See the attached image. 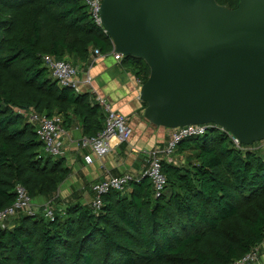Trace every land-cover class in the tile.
<instances>
[{
    "label": "trees",
    "instance_id": "obj_1",
    "mask_svg": "<svg viewBox=\"0 0 264 264\" xmlns=\"http://www.w3.org/2000/svg\"><path fill=\"white\" fill-rule=\"evenodd\" d=\"M241 0H216L236 9ZM114 43L85 0H0V211L16 188L45 206L19 212L0 225V264H233L264 242V141L237 145L220 127L181 140L169 162L160 155L167 185L156 196L147 176L102 196V206L59 201L70 168L48 155L32 116L60 117L85 137L105 128L97 98L64 86L46 57L87 63ZM144 84L148 64L124 56ZM143 110L147 103H143ZM9 221V220H8ZM7 221V222H8Z\"/></svg>",
    "mask_w": 264,
    "mask_h": 264
},
{
    "label": "water",
    "instance_id": "obj_2",
    "mask_svg": "<svg viewBox=\"0 0 264 264\" xmlns=\"http://www.w3.org/2000/svg\"><path fill=\"white\" fill-rule=\"evenodd\" d=\"M117 54L144 60V117L175 130L213 124L246 146L264 141V0H104Z\"/></svg>",
    "mask_w": 264,
    "mask_h": 264
},
{
    "label": "crops",
    "instance_id": "obj_3",
    "mask_svg": "<svg viewBox=\"0 0 264 264\" xmlns=\"http://www.w3.org/2000/svg\"><path fill=\"white\" fill-rule=\"evenodd\" d=\"M73 64L79 69L80 92H88L95 98L106 100L113 110L127 118L133 129L128 141L118 143L114 140L112 151L101 158L82 148L85 136L80 126L66 129L62 136L63 157L70 174L59 187L58 200H77L83 205H92L96 199L94 184L126 174L140 179L146 169L147 152L157 150L160 155L165 153L173 130L157 127L145 119L138 79L113 54L93 53L87 63L74 59ZM88 76L91 78L90 83H87ZM88 155L92 156L91 163L85 161ZM44 205L48 207L53 203L50 204L45 198L34 202L35 208ZM257 250L259 260L256 264H264V242Z\"/></svg>",
    "mask_w": 264,
    "mask_h": 264
},
{
    "label": "built area",
    "instance_id": "obj_4",
    "mask_svg": "<svg viewBox=\"0 0 264 264\" xmlns=\"http://www.w3.org/2000/svg\"><path fill=\"white\" fill-rule=\"evenodd\" d=\"M104 0H85L88 5L92 17L95 23L102 27L101 11L102 3ZM106 32V30L104 29ZM107 33V32H106ZM96 55H103L99 50H95ZM115 58L121 62L124 58L123 55L117 54L115 49L111 53ZM47 65L52 70L54 76L60 80L64 86H70L77 91H80V82L78 81L79 69L69 62L62 60H55L52 57L45 58ZM91 82V78L88 76L87 83ZM139 89L142 87V82L139 81ZM98 102L104 107L106 112L105 128L95 137H84L82 139L81 146L84 149H88L91 153L101 158L109 154L113 149V141L118 143H124L133 134V129L129 126L127 118L113 110L106 100L101 97L97 98ZM34 121L39 122L38 135L44 144V151L48 155L63 156L64 151L62 149L61 138L66 133V129L62 126V119L60 117L48 118L46 114L39 116L37 114L32 116ZM209 126H215L213 124L208 125H191L184 128H177L173 130L171 141L169 142L165 153L168 156L169 162L172 161L171 155L177 146V144L186 138L201 136L206 133ZM222 130H225L221 128ZM226 131V130H225ZM231 135V134H230ZM237 145L240 144L236 138L231 135ZM160 152L152 150L146 154V169L144 176H147L153 184L156 196H160L167 185V176L163 172L162 159ZM87 163L92 162V156L85 157ZM134 180L131 175L112 176L108 180L94 184L93 190L96 194V199L93 202L94 208H100L102 206V196L110 192L111 190L122 191ZM17 199L15 204L5 210L0 211V225L5 226L7 221L15 217L19 212L25 211L32 213V199L28 194V191L24 186H17L16 188ZM47 218H53V209L48 206L45 210ZM259 260V254L257 248L246 254L243 258L236 260L233 264H256Z\"/></svg>",
    "mask_w": 264,
    "mask_h": 264
},
{
    "label": "rangeland",
    "instance_id": "obj_5",
    "mask_svg": "<svg viewBox=\"0 0 264 264\" xmlns=\"http://www.w3.org/2000/svg\"><path fill=\"white\" fill-rule=\"evenodd\" d=\"M40 198H38L37 200H39ZM36 200V201H37ZM35 202V200L32 202V204ZM45 206V205H44ZM46 207V206H45ZM47 208V207H46ZM46 208H45V210H46ZM45 210H44V212H45ZM10 226L11 225H13V223H14V218H11L8 222H7Z\"/></svg>",
    "mask_w": 264,
    "mask_h": 264
}]
</instances>
